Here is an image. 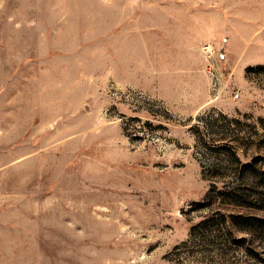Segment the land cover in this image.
Masks as SVG:
<instances>
[{"label":"rangeland","instance_id":"rangeland-1","mask_svg":"<svg viewBox=\"0 0 264 264\" xmlns=\"http://www.w3.org/2000/svg\"><path fill=\"white\" fill-rule=\"evenodd\" d=\"M257 68L264 0H0V264H264Z\"/></svg>","mask_w":264,"mask_h":264},{"label":"trees","instance_id":"trees-1","mask_svg":"<svg viewBox=\"0 0 264 264\" xmlns=\"http://www.w3.org/2000/svg\"><path fill=\"white\" fill-rule=\"evenodd\" d=\"M257 70L264 72L263 68H257ZM256 121L264 129V119H256ZM232 122L237 123L236 121ZM229 149L231 150V160L235 165V174L240 181L239 184L232 187L216 191L215 198H220L224 204H228L232 209L240 211L231 213L228 216L222 215L219 211L218 216L223 220L227 218L225 221H228L230 226L238 229V231L264 233V217H259L253 213H241L246 210H264V191L253 188H264V157H251L249 162L242 163L235 156L234 150L236 148L229 147ZM210 198V195H208V200ZM228 232L230 234V231Z\"/></svg>","mask_w":264,"mask_h":264}]
</instances>
